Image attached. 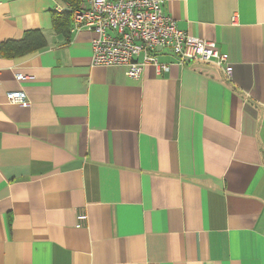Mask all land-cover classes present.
Instances as JSON below:
<instances>
[{"label":"crops","instance_id":"1","mask_svg":"<svg viewBox=\"0 0 264 264\" xmlns=\"http://www.w3.org/2000/svg\"><path fill=\"white\" fill-rule=\"evenodd\" d=\"M162 1L231 79L167 51L138 79L93 67L64 0H0V264H264V0Z\"/></svg>","mask_w":264,"mask_h":264},{"label":"built area","instance_id":"2","mask_svg":"<svg viewBox=\"0 0 264 264\" xmlns=\"http://www.w3.org/2000/svg\"><path fill=\"white\" fill-rule=\"evenodd\" d=\"M72 20V31L94 33L93 67H123L128 77L138 79L147 66L157 74L169 72L171 64L158 58L159 51H167L175 55L178 64H212L227 78L233 76L230 57L219 50L216 41L180 29L164 12L162 0H82ZM232 20L235 23L237 17ZM18 76L23 78L22 74ZM7 99L12 104L29 105L24 91L9 92ZM86 219V215H79L77 226Z\"/></svg>","mask_w":264,"mask_h":264},{"label":"trees","instance_id":"3","mask_svg":"<svg viewBox=\"0 0 264 264\" xmlns=\"http://www.w3.org/2000/svg\"><path fill=\"white\" fill-rule=\"evenodd\" d=\"M68 3L65 12H54L53 22L54 29L58 34L65 37V42L70 41L68 35L72 25L73 12L79 7L81 0H64ZM48 46L45 35L40 29L28 31L24 38L19 42H8L4 46V51L14 50V54H22L29 51L40 50ZM20 50V51H18Z\"/></svg>","mask_w":264,"mask_h":264}]
</instances>
